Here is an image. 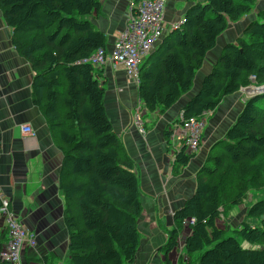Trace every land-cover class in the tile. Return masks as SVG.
<instances>
[{"label":"trees","instance_id":"trees-1","mask_svg":"<svg viewBox=\"0 0 264 264\" xmlns=\"http://www.w3.org/2000/svg\"><path fill=\"white\" fill-rule=\"evenodd\" d=\"M255 1L192 3L181 27L166 35L140 68L139 97L146 109L164 112L188 93L219 36L249 14ZM0 9L13 28V45L34 71L33 101L63 152L59 186L71 264H134L143 212L139 177L113 130L99 73L87 62L107 46L106 34L90 19L100 11L101 1L0 0ZM259 18L264 19V10L246 26L248 39L242 36L223 47L199 91L182 108L184 119L214 111L225 96L251 85L253 77L264 84V21ZM171 134L165 131L168 140ZM194 156L186 147L176 151L173 173ZM262 185L264 92L246 101L225 137L211 147L196 174L194 194L174 211L165 264H173L170 254L180 245L190 218L195 223L184 237L187 259L180 264H264V198L247 210L259 222L244 220L237 229L259 248H244L218 226L222 208L239 205L250 188Z\"/></svg>","mask_w":264,"mask_h":264},{"label":"crops","instance_id":"crops-1","mask_svg":"<svg viewBox=\"0 0 264 264\" xmlns=\"http://www.w3.org/2000/svg\"><path fill=\"white\" fill-rule=\"evenodd\" d=\"M100 1V11L90 19L106 34V50L111 52L126 27L134 0ZM202 1L168 0L164 37L170 33V23L181 21L192 3ZM246 26L242 27L244 31ZM244 31L240 35L226 30L219 36L217 45L207 53L197 71L191 90L164 112L146 109L139 97V84L131 81L123 68L107 64L96 69L105 88L104 102L113 130L132 159L140 182L143 212L138 220L140 243L134 264H165L164 247L174 227V211L194 194L196 174L211 147L225 137L250 98L243 90L225 96L207 115L200 149L185 168L173 173L177 150L172 135L180 125L182 108L199 91L223 47L245 37ZM12 36L13 28L0 9V187L10 198L21 224L36 236L37 247H27L22 252L24 264H71L65 200L59 186L63 152L50 132L45 114L33 101L34 71L16 50ZM139 104L145 110L144 134L134 124ZM23 125L30 126L34 135L23 133ZM166 130L172 132L169 140ZM5 222L0 214L1 247L9 240Z\"/></svg>","mask_w":264,"mask_h":264},{"label":"built area","instance_id":"built-area-1","mask_svg":"<svg viewBox=\"0 0 264 264\" xmlns=\"http://www.w3.org/2000/svg\"><path fill=\"white\" fill-rule=\"evenodd\" d=\"M168 0H140L132 2L127 15L126 27L115 41L113 50L108 52L106 48L97 49L87 62L93 66L102 67L110 64L116 68H123L129 79L139 84V72L142 64L158 48L166 32L165 9ZM184 18L179 22L168 25L170 32L181 27ZM245 88L241 89L244 91ZM123 89H119L122 91ZM264 92V87H247L246 93L251 96ZM144 107L139 104L134 114V124L144 134L143 122ZM205 112L199 117L184 119L181 113V122L178 129L172 135L173 144L178 151L186 147L187 152L196 153L201 147L203 129L206 125ZM23 133L34 135L28 125L22 126ZM0 214L5 218L6 229L9 235L8 242L0 250L2 264H24L22 252L27 248H36L35 233L26 229L20 222L18 214L11 206L10 198L0 187ZM195 219L190 218L184 222L185 228L194 224ZM184 246V244H182ZM186 252L180 260L187 259ZM180 264V262L178 263Z\"/></svg>","mask_w":264,"mask_h":264},{"label":"rangeland","instance_id":"rangeland-1","mask_svg":"<svg viewBox=\"0 0 264 264\" xmlns=\"http://www.w3.org/2000/svg\"><path fill=\"white\" fill-rule=\"evenodd\" d=\"M264 10V0H256L253 5V10L243 16L239 21L231 23L228 27L227 31L234 32L235 34H243L244 29L242 28L244 25H248L250 21L256 19L258 17L259 11ZM257 12V13H256ZM257 15H256V14ZM256 15V16H255ZM259 21H264L263 18H259ZM240 28V29H239ZM248 39L247 36H245ZM97 69V67L95 66ZM253 88H260L264 87V84L259 85L257 84L255 78L253 77V82L249 85ZM246 86L244 89V93L247 91ZM202 142V141H201ZM183 169V168H182ZM264 198V185L260 187H253L250 188L247 193L246 197L243 201L240 202L239 205L233 206L230 209H224L222 211L221 217L218 220L219 227L226 230V236H234L241 240V244L244 248H259L260 245L256 243H250L244 239H242L237 232V229L240 227L242 221L246 220L253 224H257L259 222V218L252 217L247 215V210L252 206V204L260 199ZM188 231V227H186L180 237V246L176 249V251L172 254L171 260L174 263L180 262L181 257H183L184 253L186 252L185 247L181 246L183 244L184 237ZM187 256V254H186Z\"/></svg>","mask_w":264,"mask_h":264}]
</instances>
